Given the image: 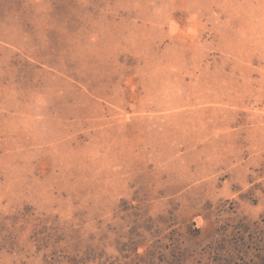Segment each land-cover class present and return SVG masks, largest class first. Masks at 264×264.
<instances>
[{
    "label": "rangeland",
    "instance_id": "1",
    "mask_svg": "<svg viewBox=\"0 0 264 264\" xmlns=\"http://www.w3.org/2000/svg\"><path fill=\"white\" fill-rule=\"evenodd\" d=\"M0 264H264V0H0Z\"/></svg>",
    "mask_w": 264,
    "mask_h": 264
}]
</instances>
